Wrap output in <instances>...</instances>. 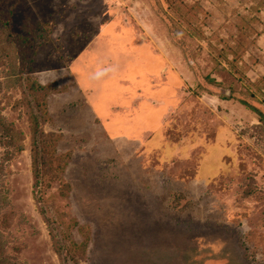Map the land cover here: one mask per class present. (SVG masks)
I'll list each match as a JSON object with an SVG mask.
<instances>
[{
  "label": "rangeland",
  "instance_id": "rangeland-1",
  "mask_svg": "<svg viewBox=\"0 0 264 264\" xmlns=\"http://www.w3.org/2000/svg\"><path fill=\"white\" fill-rule=\"evenodd\" d=\"M2 54L0 264H264V0H0Z\"/></svg>",
  "mask_w": 264,
  "mask_h": 264
},
{
  "label": "trees",
  "instance_id": "trees-1",
  "mask_svg": "<svg viewBox=\"0 0 264 264\" xmlns=\"http://www.w3.org/2000/svg\"><path fill=\"white\" fill-rule=\"evenodd\" d=\"M4 33L6 34V32L4 31ZM7 38V35L5 36V40ZM20 40H22L23 42H27L28 40L26 38H20ZM6 43V42H5ZM15 56V55H14ZM13 56V59H12V65L15 66V57ZM16 56L18 57V61L20 63V66L19 68L17 69V72L22 68L23 66V57L21 56L20 53H17ZM12 57V56H11ZM10 56H8L7 54L6 55H0V66H1V62H4L2 61V59H10L11 58ZM16 69V68H14ZM14 75V80L15 81H19L20 80V77H16V74L15 72L13 71V74ZM27 83H29V81H27ZM30 85V91L32 92L33 94V102L31 101H28V104L29 105H34V107H38L39 106V102H38V96L39 95H42L44 96L48 91L49 89L51 88L50 85H42V84H39V83H35V82H31L29 83ZM260 114V113H258ZM41 117L40 116H37V115H31V122H32V134H33V137H35L36 139H39V138H42L43 137V131L41 130L40 128V124H41ZM264 123V117L262 116V119H261ZM0 144L7 147L8 148V154L10 155V157H13L14 154H16L17 152H21L23 150V146H22V134L20 132H17L13 129V127L8 124L3 117L0 116ZM39 144H42V141L40 139V143ZM34 163V176L35 178L38 177V164L36 163L35 159L33 161ZM38 184V179H36V182H34V185L35 187L37 186Z\"/></svg>",
  "mask_w": 264,
  "mask_h": 264
}]
</instances>
